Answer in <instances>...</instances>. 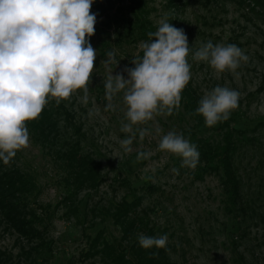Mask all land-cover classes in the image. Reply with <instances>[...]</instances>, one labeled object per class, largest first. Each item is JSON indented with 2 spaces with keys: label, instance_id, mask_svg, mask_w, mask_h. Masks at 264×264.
<instances>
[{
  "label": "rangeland",
  "instance_id": "obj_1",
  "mask_svg": "<svg viewBox=\"0 0 264 264\" xmlns=\"http://www.w3.org/2000/svg\"><path fill=\"white\" fill-rule=\"evenodd\" d=\"M131 2L94 0L91 13L97 22L90 43L97 56L88 101L83 102V89L59 104L49 95L45 107L56 115L57 138L39 140L25 125L29 145L13 160L35 179L28 207L43 223L47 245L38 247L37 241L10 231L0 217L2 264H121V249L107 255L106 242L128 247L132 240L139 243L141 234L167 235L171 264H264V8L250 1L206 6L194 0H150L148 12L156 30L167 19L188 37L191 79L185 94L199 102L216 86L228 87L239 92L238 108L227 121L207 127L202 115L186 110L181 92L179 109L172 115H155L138 126L148 129L143 141L134 127L132 151L126 153L120 141L131 134L121 131L122 122L127 123L123 92L113 99L115 110L106 111L104 80L110 73L129 79L125 69L135 67V56H143L140 45L147 40H133L113 19L108 21L120 5ZM208 41L235 44L244 51L249 59L236 70L238 75L225 71L217 76L209 64L192 59ZM109 51L114 59L102 63ZM170 131L197 146L200 158L194 170L182 167L181 157L159 150L162 136ZM226 142L236 145L233 165L241 192L237 209L225 199L222 174L213 159L216 148ZM76 144L79 164L68 160L69 147ZM141 152L151 155L138 160ZM84 164L94 168L97 184L84 182ZM122 225H130L136 239L123 241ZM126 258L135 260L130 251Z\"/></svg>",
  "mask_w": 264,
  "mask_h": 264
},
{
  "label": "clouds",
  "instance_id": "obj_2",
  "mask_svg": "<svg viewBox=\"0 0 264 264\" xmlns=\"http://www.w3.org/2000/svg\"><path fill=\"white\" fill-rule=\"evenodd\" d=\"M94 0H0V160L7 165L18 150L28 147L30 134L25 122L37 119L49 95L59 104L83 89V102L88 101V82L94 69L96 50L90 43L96 15L91 13ZM150 42H141L143 56H135L134 68H127L129 79L110 73L104 80L105 110H115L114 97L123 92L127 107L121 131L131 135L120 141L126 153L132 151L136 138L149 134L139 125L155 115H172L179 109L181 92L191 79L187 57L191 51L184 30L167 19L148 33ZM107 59H114L112 51ZM196 62L209 64L217 76L236 70L249 57L235 44H202L192 56ZM239 92L216 86L199 101L196 114L205 125L213 127L227 121L231 110L238 108ZM92 113H89L91 115ZM157 129V133H159ZM158 148L182 158V167L195 169L200 153L182 133L170 131L162 136ZM138 153L137 159H147ZM144 249H166L167 235H139ZM158 255V253H153Z\"/></svg>",
  "mask_w": 264,
  "mask_h": 264
},
{
  "label": "trees",
  "instance_id": "obj_3",
  "mask_svg": "<svg viewBox=\"0 0 264 264\" xmlns=\"http://www.w3.org/2000/svg\"><path fill=\"white\" fill-rule=\"evenodd\" d=\"M182 2H190V0H181ZM198 3H203L204 5H215L221 6L222 4H227V2H237L240 5H244L248 1L255 5V8H264V0H194ZM149 2L150 0H132L128 5L123 4L118 7L115 13L108 17V21L113 19V22L122 27L127 35L137 41L147 40L148 33L156 31V27L150 20L149 16ZM211 5V6H212ZM239 5V6H240ZM182 99L187 101L185 105L186 110L196 113V109L199 105L198 100L190 95H186L184 90L182 91ZM56 115L45 106L40 114V116L35 120H29L25 122L27 128L30 132L35 133L37 137L55 139L57 138L56 133L58 132V124L55 121ZM76 146H70L68 152V160L73 163H78V159L74 156ZM213 151V149H212ZM77 153V152H76ZM236 153V145L232 146L230 142H226L225 146L217 147L213 155V159L218 162L219 172L222 174V185L224 187V196L227 203L232 204L236 209L241 201L240 184L237 178V172L233 165L234 155ZM16 163L12 159L7 165L0 160V217L3 218L6 227L10 231L23 236L29 241H37L38 247H44L47 245L45 243L43 233L40 230V226L43 224L41 220L34 216L33 211H29V200L32 197L35 189L36 182L33 176L28 173H22L20 169L15 167ZM10 166H14V169H9ZM85 174L81 172V176L87 185H91L97 182V175L95 174L94 168L91 169L88 165H80ZM80 181V180H79ZM78 181V182H79ZM83 182V183H84ZM82 182L76 184V187H81ZM97 184V183H96ZM124 238L123 241L130 242V239L135 237L130 233L131 226H123ZM131 236L129 237V235ZM152 234L153 233L152 231ZM158 237L157 235H152ZM129 237V238H128ZM136 239V238H135ZM107 245L105 249L107 255L110 256L117 255V249H121V253L118 254V260L121 264H171L168 260L167 253L165 249H157L153 247L152 249L142 248L137 240H132L128 247L116 248L113 244ZM42 244L44 246H42ZM36 247L35 251H39ZM123 248V250H122ZM32 249H35L32 248ZM130 251L131 255L134 254V261H129L126 255ZM1 253V252H0ZM32 253V252H31ZM153 253H158V255H153ZM7 257V255H5ZM2 257L0 256V264H2Z\"/></svg>",
  "mask_w": 264,
  "mask_h": 264
}]
</instances>
